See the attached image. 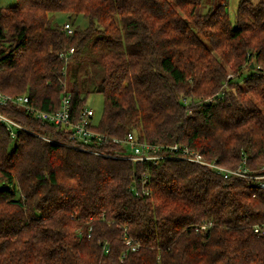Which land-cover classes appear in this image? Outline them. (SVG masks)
<instances>
[{"label":"trees","instance_id":"trees-1","mask_svg":"<svg viewBox=\"0 0 264 264\" xmlns=\"http://www.w3.org/2000/svg\"><path fill=\"white\" fill-rule=\"evenodd\" d=\"M203 1L0 6V90L52 113L69 93L73 121L100 93L91 128L109 137L84 143L0 106L32 132L13 139L0 125V264H264L260 180L175 159L137 163L112 140L183 143L264 175V0H240L234 21L229 0H207L201 13ZM59 13L89 24L69 34ZM72 62L86 74L70 88Z\"/></svg>","mask_w":264,"mask_h":264},{"label":"built area","instance_id":"built-area-1","mask_svg":"<svg viewBox=\"0 0 264 264\" xmlns=\"http://www.w3.org/2000/svg\"><path fill=\"white\" fill-rule=\"evenodd\" d=\"M64 30L69 34H72L74 28L70 23H65ZM70 52H74V49H71ZM14 105L24 109L28 113H32L34 118L43 123L51 122L70 131V139L84 143H90L91 140H94L99 144L106 143L109 140L108 136L91 128V124L94 123V111L91 108L87 106L84 107L80 112L78 120H72L71 94L69 93H64L59 110L52 113L35 107L28 94L12 95L0 90V106L9 107ZM0 125L5 127L13 139L17 138L22 132L32 133L27 127L4 114L2 111H0ZM112 140L117 144H125L127 153L123 157L137 163L152 162L156 164L167 159L188 161L207 166L218 174L223 175L225 178L236 175L260 180L259 185L264 188V175H251L245 166L246 160H244V165H240L236 169H229L216 163L215 161L207 160L204 154L200 151L192 149L190 146L183 143H174L169 145L151 143L145 140H140V138L134 133H128V135L123 139L114 138ZM96 153L99 154L100 152ZM202 228L205 229L206 226H203ZM255 231L260 232V227L256 226ZM126 243L131 244V241L127 240ZM132 249L136 250L137 248L133 246ZM106 250L109 251V248L107 247Z\"/></svg>","mask_w":264,"mask_h":264},{"label":"rangeland","instance_id":"rangeland-1","mask_svg":"<svg viewBox=\"0 0 264 264\" xmlns=\"http://www.w3.org/2000/svg\"><path fill=\"white\" fill-rule=\"evenodd\" d=\"M259 1V0H253ZM16 2V0H0L1 5H12ZM240 0H229L227 10L230 14L232 21L235 19V14L238 8ZM209 9V5L207 0L203 1V5L201 7V13H206ZM70 22L73 28H85L88 26L89 21L87 18L82 15H69L66 13H59L56 15L55 23L64 24L65 22ZM78 64L72 62L68 69V84L69 87L72 88L74 81L82 80L85 76V72L78 69ZM252 73L251 69H244L241 76L238 78L239 81H242L243 78H246ZM83 95L86 94L85 90H82ZM86 106L91 108L94 111V121L99 122L102 118L104 111V97L100 93H90L86 99Z\"/></svg>","mask_w":264,"mask_h":264},{"label":"water","instance_id":"water-1","mask_svg":"<svg viewBox=\"0 0 264 264\" xmlns=\"http://www.w3.org/2000/svg\"><path fill=\"white\" fill-rule=\"evenodd\" d=\"M254 67V64H252V68Z\"/></svg>","mask_w":264,"mask_h":264}]
</instances>
